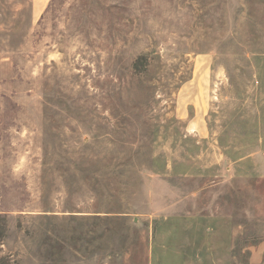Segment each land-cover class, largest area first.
Here are the masks:
<instances>
[{"label": "rangeland", "instance_id": "1", "mask_svg": "<svg viewBox=\"0 0 264 264\" xmlns=\"http://www.w3.org/2000/svg\"><path fill=\"white\" fill-rule=\"evenodd\" d=\"M0 264H264V0H0Z\"/></svg>", "mask_w": 264, "mask_h": 264}]
</instances>
